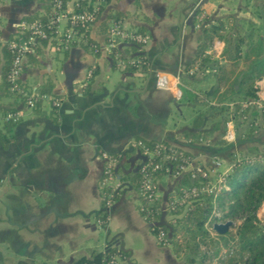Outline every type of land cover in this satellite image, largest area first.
<instances>
[{
  "label": "crops",
  "instance_id": "crops-1",
  "mask_svg": "<svg viewBox=\"0 0 264 264\" xmlns=\"http://www.w3.org/2000/svg\"><path fill=\"white\" fill-rule=\"evenodd\" d=\"M45 3L1 0L0 44L13 36L25 16L42 13ZM259 4L108 0L89 31L95 51L78 44L60 49L48 42L41 47L35 55L38 64H25L20 79L29 90H36L45 78L51 80L48 94L58 98L60 106L40 102L28 108L19 100L13 108L21 116L9 129L0 111V133L6 135L0 140V264H80L81 258L89 260L92 252L109 248L125 252L124 264H187L150 232L138 211L137 190L121 175L134 171L142 159L132 145L137 140H163L191 153L189 167L211 168L216 157L207 161L214 152L210 145L221 137L223 125L206 143L184 135L202 130L206 122L202 110L181 100V87H187L182 78L191 80L194 73L184 69L196 54L203 26L227 16L257 23ZM73 6L69 0L67 9ZM109 10L125 13L120 24L128 30L144 29L139 32L147 37L139 49L146 58L144 70H124L126 60L105 48L106 33L97 28ZM130 44L118 41L115 46L126 59L138 53L124 50ZM221 46L215 40L208 52L218 55ZM159 77L164 85L157 84ZM11 101L0 96V109ZM102 153L121 156L115 182L106 186L115 196L109 206L102 190ZM230 164L220 169V162L211 178L216 180ZM179 180L167 174L157 182L161 201L156 223L167 224L171 218L166 200Z\"/></svg>",
  "mask_w": 264,
  "mask_h": 264
},
{
  "label": "trees",
  "instance_id": "trees-1",
  "mask_svg": "<svg viewBox=\"0 0 264 264\" xmlns=\"http://www.w3.org/2000/svg\"><path fill=\"white\" fill-rule=\"evenodd\" d=\"M45 1L42 13H32L25 16L22 21L25 25H39L46 34L45 37H39L37 43L30 44L31 50L25 53V64H38L35 55L40 54L41 47L48 42L55 45L56 33L50 24L54 7L52 0ZM68 1L62 0L63 8ZM93 1L74 0L71 12H90L94 9ZM107 1L104 0L96 5L95 22L99 19ZM259 1L257 7L259 23L245 19L237 22L231 16H227L219 19L215 24L201 28L197 37L196 54L184 69L194 70L192 79L182 78L187 87H181V100L195 104V111L202 110L205 114L204 122H206L202 130L184 134L192 141H207L222 124V118L227 119L229 116L237 115L243 123L249 111L252 113V119L242 133L241 141L251 139L257 131V117L260 114L263 117L264 112L255 104L249 103L258 99L256 81L264 78V0ZM124 16L123 12L109 10L106 17L99 22L97 29L101 33H107L110 25L121 23ZM92 25H77L76 31L80 36L70 41L69 45L78 44L89 52L95 51L96 43L89 36ZM143 31L142 27H138L137 31L130 32ZM29 34V29L20 25L7 41H18L19 38H26ZM215 40L222 45L218 55L208 52ZM7 41L0 44V96L10 97L12 101L9 107L1 108L0 111L4 118V127L9 129L13 126V121L5 119V114L15 110L13 104L17 101L26 103L24 93L29 89L20 78L14 80L8 78L12 70L13 52L8 47ZM124 50L138 52L126 59L123 54L118 53L116 47L111 48V53L116 54L117 59L126 60L124 70L145 69L146 58L135 43H131ZM52 87L51 80L45 78L36 87V91L48 93ZM39 104L40 102L37 101L35 106ZM5 139L6 135L0 133V140ZM145 143L149 147L159 145L162 150L161 155L172 156L153 173L157 182L167 175L168 172L165 170L167 165L170 166L173 174L180 164L186 165L192 159L190 152L163 140L145 141ZM110 158L115 161L114 171L118 172L115 166L121 156L111 154ZM230 159L231 164L223 175V180L220 182L214 180V185L211 178L202 176L201 173L182 174L171 194L178 198L182 194V187L190 186L205 187L206 190H199L196 195L189 196L186 204H176L172 209L166 205L173 216L167 224L156 223L159 220L160 198L156 197L151 202L141 200L138 207L139 213L150 224V232L155 237L160 231L168 235L167 245H170L173 253L183 258L187 264H264V212L258 215L259 206L264 202V150L231 153ZM154 160L159 161L160 158L156 156ZM121 176L129 181L132 188L138 190L142 180L138 170L128 171ZM211 186H213L212 190L208 191ZM102 190L106 195L111 188L104 186ZM114 197L113 195L111 199ZM226 220H230L231 224L224 233L219 234L211 230L214 222ZM112 255L124 256L125 252L114 248L104 252L94 251L91 253V259L81 258L77 263L102 264L105 258H110Z\"/></svg>",
  "mask_w": 264,
  "mask_h": 264
},
{
  "label": "built area",
  "instance_id": "built-area-1",
  "mask_svg": "<svg viewBox=\"0 0 264 264\" xmlns=\"http://www.w3.org/2000/svg\"><path fill=\"white\" fill-rule=\"evenodd\" d=\"M104 0H94L93 1V10L90 12L82 11L78 13H72V9H67V7L63 8L62 0H52L53 11L50 20L51 26L54 28L56 36H55V46L58 48H67L69 46V42L75 38H79L80 34L77 33L76 27L77 25L86 26L88 24L95 23V10H97V4L103 2ZM67 5V3H66ZM29 29V36L26 38H19L18 41H7L8 47L13 52V60H12V70L9 74V80H14L20 78L24 68H25V53L31 50L30 44L37 43L39 37H45V32L40 28L37 24H29L25 25L23 22L20 24ZM62 36V37H60ZM106 45L105 48L111 51L112 47H115L118 41H123L127 43H135L136 46L141 49L143 45H145L147 41V37L140 33L130 32L127 28H125L120 23H115L110 25L107 33H106ZM132 63V61H129ZM123 62L120 61L119 66L122 67ZM194 71H189L191 74ZM87 76H90V71ZM179 78V77H177ZM158 85H164V78L159 77L157 79ZM26 96V106L28 108H32L35 106L37 101L44 102L53 107L60 106V100L48 93H40L35 89H31L28 92L24 93ZM180 94V92H179ZM260 97V96H259ZM252 101L257 108H262L261 98ZM21 116L20 110H14L13 112H7L5 114V119H10L11 121H17ZM236 138V129L231 120H227L223 124V139L232 143ZM134 146L138 148L142 155L141 161L136 165L135 170H138L142 175V180L140 186L137 190V194L140 200H147V202H151L153 199L158 197V185L157 181L154 179L153 173L159 170L162 167V164H165L167 159L172 158L171 155H161V146L155 145L153 147H149L143 140H137L133 142ZM158 156L160 158L159 161L154 160V157ZM102 158L104 160V167L102 172V186H109L115 182V171L114 165L115 161L110 158V155L107 153H102ZM189 164L178 166V170L173 174L171 173L170 166L167 165L165 170L168 172V175H172L175 179H179L182 174L191 172V175L194 173H201L202 176L209 177L208 174L212 173L219 167L220 162L214 160L211 164V168L205 169L202 166H194L189 167ZM218 175L217 182L223 180V175ZM118 185V183H117ZM213 186L208 188L207 190L211 191ZM199 190H206L205 187L197 188L196 186L190 187H182V194L177 198L175 195L171 194L167 200L166 205H169V208L172 209L176 206V204H186V199L191 195H196ZM113 193L109 192L105 196V205L109 206L111 203V197ZM171 196V197H170ZM173 218V216H171ZM169 236L166 235L163 231H160L156 239L161 245H167ZM102 264H124V258L119 255H112L110 258H105Z\"/></svg>",
  "mask_w": 264,
  "mask_h": 264
},
{
  "label": "rangeland",
  "instance_id": "rangeland-1",
  "mask_svg": "<svg viewBox=\"0 0 264 264\" xmlns=\"http://www.w3.org/2000/svg\"><path fill=\"white\" fill-rule=\"evenodd\" d=\"M255 20L257 21V23L260 22V19L257 17H255ZM256 85H257L256 94L258 97L260 96L259 98H261L262 108H260V109L262 112H264V78L257 80ZM251 103H252V101H250L249 104H251ZM252 104H254V103H252ZM260 115H258V117H257V120H258L257 131L254 133V135L251 137V139L246 140V141H241L240 138H241L242 133H244L246 126L250 123V121L252 119V113L250 111L246 114V117H245L246 119L244 120L243 123L240 122L239 117L237 115L229 116L230 118L228 117L227 119L222 118V122H221L222 125L227 120H231L233 122L235 129H236V138L231 144H228V142H226L223 139V133H222V135L219 139L211 142L210 148H212L214 150V152L209 153V155L207 157L209 159L207 161H210V158L212 159V158L216 157L214 159L221 162V166H220V169H221V168H224L226 166V164H228L231 161V159H230L231 153H236L239 151L246 153L247 151H254V149H258L261 151L264 150V115H263V117H262V115L261 116ZM224 119H225V121H224ZM200 142L206 143L205 140H202ZM217 152L220 155H218ZM191 161H192V159H191ZM194 166H198V165H194ZM227 171H228V169L225 170V172H227ZM222 174H223V172H222ZM210 175L211 174L209 173L208 178H211ZM214 175L215 174H213L212 176H214ZM211 179H212L213 185H214L216 180L214 181V178H211ZM261 212H264V202L259 206L258 215ZM35 264H40V263L36 262Z\"/></svg>",
  "mask_w": 264,
  "mask_h": 264
},
{
  "label": "water",
  "instance_id": "water-1",
  "mask_svg": "<svg viewBox=\"0 0 264 264\" xmlns=\"http://www.w3.org/2000/svg\"><path fill=\"white\" fill-rule=\"evenodd\" d=\"M230 224H231L230 220H226L224 222H214L211 226V230H213L216 233L222 234L228 229Z\"/></svg>",
  "mask_w": 264,
  "mask_h": 264
}]
</instances>
